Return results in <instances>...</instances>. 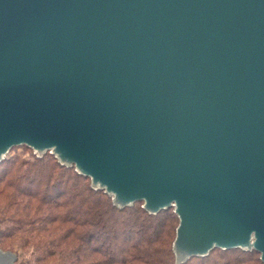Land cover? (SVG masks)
Instances as JSON below:
<instances>
[{"label":"water","instance_id":"water-1","mask_svg":"<svg viewBox=\"0 0 264 264\" xmlns=\"http://www.w3.org/2000/svg\"><path fill=\"white\" fill-rule=\"evenodd\" d=\"M21 145L171 209L173 264H264V0H0V161Z\"/></svg>","mask_w":264,"mask_h":264},{"label":"trees","instance_id":"trees-1","mask_svg":"<svg viewBox=\"0 0 264 264\" xmlns=\"http://www.w3.org/2000/svg\"><path fill=\"white\" fill-rule=\"evenodd\" d=\"M21 147L29 157L0 161V250L18 249L17 264H173L171 209L148 215L140 202L116 209L73 167ZM185 264L261 263L255 252L210 251Z\"/></svg>","mask_w":264,"mask_h":264},{"label":"rangeland","instance_id":"rangeland-1","mask_svg":"<svg viewBox=\"0 0 264 264\" xmlns=\"http://www.w3.org/2000/svg\"><path fill=\"white\" fill-rule=\"evenodd\" d=\"M9 152V153H8ZM7 152V154L9 155H16V156H21V157H29L30 156V153L28 150L24 149L23 147L21 146H15L13 147L12 149H10L9 151ZM32 152V151H31ZM6 154V155H7ZM34 155V154H33ZM35 156V155H34ZM2 251V250H1ZM7 252H11L12 254H14L15 258H16V255L14 252H19L18 249H15V247L12 248V250H7ZM15 263L17 264L16 260H15Z\"/></svg>","mask_w":264,"mask_h":264}]
</instances>
